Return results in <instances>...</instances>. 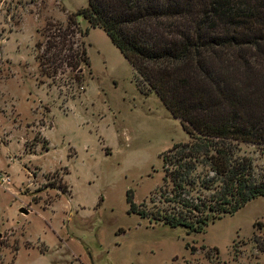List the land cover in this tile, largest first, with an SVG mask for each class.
Masks as SVG:
<instances>
[{
    "label": "rangeland",
    "instance_id": "obj_1",
    "mask_svg": "<svg viewBox=\"0 0 264 264\" xmlns=\"http://www.w3.org/2000/svg\"><path fill=\"white\" fill-rule=\"evenodd\" d=\"M85 5L0 0V264H264L251 240L264 239L252 226L264 222V196L199 232L128 211L127 191L147 213L169 208L158 195L161 155L188 136L81 17L84 81L69 89L67 70L39 74L33 46L45 23L64 25ZM234 155L264 178V145L239 142Z\"/></svg>",
    "mask_w": 264,
    "mask_h": 264
},
{
    "label": "trees",
    "instance_id": "obj_2",
    "mask_svg": "<svg viewBox=\"0 0 264 264\" xmlns=\"http://www.w3.org/2000/svg\"><path fill=\"white\" fill-rule=\"evenodd\" d=\"M77 17L103 31L136 85L154 93L188 136L161 155L158 195L169 208L147 213L127 191L129 212L199 232L264 196V178L234 155L239 142L264 145V0H86L64 25L46 22L33 46L39 74L67 70L69 89L89 71L87 29ZM199 189L208 194L192 198ZM251 240L264 252L263 238Z\"/></svg>",
    "mask_w": 264,
    "mask_h": 264
},
{
    "label": "water",
    "instance_id": "obj_3",
    "mask_svg": "<svg viewBox=\"0 0 264 264\" xmlns=\"http://www.w3.org/2000/svg\"><path fill=\"white\" fill-rule=\"evenodd\" d=\"M19 211H20L21 213H24V214L26 213V211H25L24 209H22V208H20Z\"/></svg>",
    "mask_w": 264,
    "mask_h": 264
}]
</instances>
